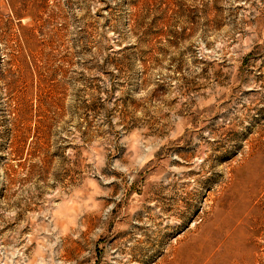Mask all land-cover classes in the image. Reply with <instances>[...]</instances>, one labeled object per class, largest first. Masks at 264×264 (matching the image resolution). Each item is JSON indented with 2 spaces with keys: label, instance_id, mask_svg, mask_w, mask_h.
<instances>
[{
  "label": "rangeland",
  "instance_id": "374dc122",
  "mask_svg": "<svg viewBox=\"0 0 264 264\" xmlns=\"http://www.w3.org/2000/svg\"><path fill=\"white\" fill-rule=\"evenodd\" d=\"M0 264H264V0H0Z\"/></svg>",
  "mask_w": 264,
  "mask_h": 264
},
{
  "label": "bare ground",
  "instance_id": "6f19581e",
  "mask_svg": "<svg viewBox=\"0 0 264 264\" xmlns=\"http://www.w3.org/2000/svg\"><path fill=\"white\" fill-rule=\"evenodd\" d=\"M228 236V235H227Z\"/></svg>",
  "mask_w": 264,
  "mask_h": 264
}]
</instances>
